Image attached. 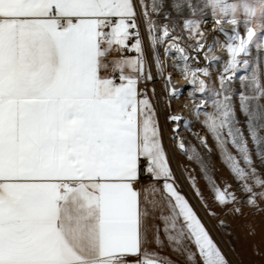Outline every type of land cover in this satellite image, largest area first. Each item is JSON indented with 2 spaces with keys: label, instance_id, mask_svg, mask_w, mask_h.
Returning a JSON list of instances; mask_svg holds the SVG:
<instances>
[{
  "label": "snow or ice",
  "instance_id": "snow-or-ice-1",
  "mask_svg": "<svg viewBox=\"0 0 264 264\" xmlns=\"http://www.w3.org/2000/svg\"><path fill=\"white\" fill-rule=\"evenodd\" d=\"M169 128L218 208L264 211V0H0V264H229ZM181 131L211 137L241 196Z\"/></svg>",
  "mask_w": 264,
  "mask_h": 264
},
{
  "label": "rangeland",
  "instance_id": "rangeland-1",
  "mask_svg": "<svg viewBox=\"0 0 264 264\" xmlns=\"http://www.w3.org/2000/svg\"><path fill=\"white\" fill-rule=\"evenodd\" d=\"M226 27L230 26L226 25ZM209 38L211 39L210 34ZM161 56L163 58L162 50ZM175 78H181L180 75H173V81L175 82L173 83L181 88L186 87V90L181 95L180 99L174 100L172 102V110L176 113H181V111L185 109L184 105H186V102L189 101V103H191L187 96L189 86L187 84L180 85L179 82L175 80ZM213 78L215 79V77ZM149 86L151 87V85ZM155 87L157 88V90H159L161 88V84L158 83V85H155ZM241 119H243L242 116ZM161 120L163 123V116H161ZM167 130L170 137V128ZM194 131H199L201 135H207L204 129L199 124L195 125ZM180 135L185 138L186 143L190 142L191 144L195 145L197 149L202 152V154L206 155L210 171L212 172L214 179L220 186L223 187L225 184H229L231 185V190L235 191L238 196L242 195L238 187L239 182L234 179L230 170L222 161L219 150L215 147V143L214 141H212L210 136L208 137V143L209 147L212 150L211 152L205 153V150L200 146L199 142L188 131H181ZM261 135H264V131L261 132ZM172 141L175 146L176 142L174 140ZM164 145L170 156L171 166L174 172L177 174V176H181V192L189 199V202L196 210L198 216L209 229L213 239L222 249L227 260L229 261V264H235V262L231 258H236V260L240 264H264V211L244 207L242 209V215L226 214V209L218 208L214 204L212 194L206 187L207 182L202 178L199 166L195 162L189 161L186 156L181 154L175 146L176 158L186 181L183 180L182 174L177 171L176 167L173 164L172 154L167 142L166 131L164 134ZM249 146L253 150L254 161L258 165L259 158L255 156V146L252 145L251 142ZM229 148L230 151H232V153L236 155V150L230 145ZM185 169L191 172V175L196 178L197 187H199V189L201 190L203 200H201L200 197L196 196L195 190L191 187V184L187 179V173L184 171ZM262 178H264V176H262ZM188 188L189 190L191 189L193 195L195 196V199H197V201L202 206L203 211H201L197 207L195 201L192 199V197H190ZM205 204H207L208 207H205ZM261 208L264 209V204L261 205ZM212 212H215V215H211L210 213ZM220 221H224L226 227H221ZM223 245L227 246L229 252L225 250V247ZM162 251L163 254L174 260L176 264H184V258L174 254L170 249L165 247Z\"/></svg>",
  "mask_w": 264,
  "mask_h": 264
},
{
  "label": "bare ground",
  "instance_id": "bare-ground-1",
  "mask_svg": "<svg viewBox=\"0 0 264 264\" xmlns=\"http://www.w3.org/2000/svg\"><path fill=\"white\" fill-rule=\"evenodd\" d=\"M212 35H213V34H210L211 38H212ZM209 40L211 41L210 38H209ZM215 55L220 56V57L223 58L226 54H225L222 50H216ZM213 71H215V69H213ZM180 77H181V76H180ZM175 80H177V82H179L180 85H181V84H187V82H186L184 79H182V77H181V78H175ZM173 82H174V81H173ZM158 83H159V82H157L156 85H158ZM174 83H175V82H174ZM180 85H179V86H180ZM183 89H184V91H185V90H186V87H184ZM183 93H184V92H183ZM186 105H188L189 108L191 107V103H189V101L186 102ZM181 112H182V114H183L184 116L190 118V113H189V111H188V108H185V109H184L183 111H181ZM162 116H163V115H162ZM165 131L167 132V142H168V146H169L170 152H171V154H172L173 164H174V166L176 167L177 171H178L179 173L182 174L181 169H180V166H179L178 161H177V158H176V148H175V146H174V143H173L172 139H170V137H169L168 130H165ZM182 176H183V174H182ZM183 180L186 181V180H185V176H183ZM186 186H187V185H186ZM188 193H189L190 197H192V199L196 201L197 207H198L201 211H203L202 206H201L200 203L197 201V199H195V196L193 195L191 189L189 190V188H188ZM223 246L225 247V250L228 251L227 246H226V245H223ZM228 252H229V251H228ZM231 257H232V256H231ZM231 259L235 262V264H240V263L236 260V258H231Z\"/></svg>",
  "mask_w": 264,
  "mask_h": 264
},
{
  "label": "crops",
  "instance_id": "crops-1",
  "mask_svg": "<svg viewBox=\"0 0 264 264\" xmlns=\"http://www.w3.org/2000/svg\"><path fill=\"white\" fill-rule=\"evenodd\" d=\"M195 201V200H194ZM195 203H196V201H195ZM197 205V204H196Z\"/></svg>",
  "mask_w": 264,
  "mask_h": 264
}]
</instances>
